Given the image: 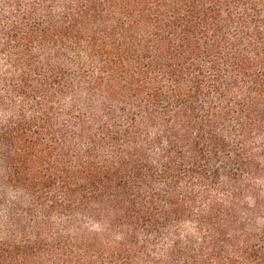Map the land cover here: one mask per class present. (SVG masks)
<instances>
[{
    "label": "trees",
    "instance_id": "trees-1",
    "mask_svg": "<svg viewBox=\"0 0 264 264\" xmlns=\"http://www.w3.org/2000/svg\"><path fill=\"white\" fill-rule=\"evenodd\" d=\"M0 264H264V0H0Z\"/></svg>",
    "mask_w": 264,
    "mask_h": 264
}]
</instances>
